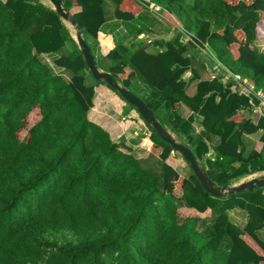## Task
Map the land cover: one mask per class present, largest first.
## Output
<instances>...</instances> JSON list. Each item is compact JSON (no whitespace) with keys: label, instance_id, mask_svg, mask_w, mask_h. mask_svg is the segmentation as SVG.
<instances>
[{"label":"trees","instance_id":"1","mask_svg":"<svg viewBox=\"0 0 264 264\" xmlns=\"http://www.w3.org/2000/svg\"><path fill=\"white\" fill-rule=\"evenodd\" d=\"M111 1L115 20L136 19L130 46L110 45L102 32L103 0H61L86 41H97L103 70L127 88L139 73L152 87L143 100L155 118L216 184L264 171V113L252 111L257 99L232 79L199 78L188 50L207 46L215 62L264 90V48L254 42L264 43V0H147L159 11L140 0ZM161 26L178 32L147 50L138 35ZM88 74L70 29L49 4L0 0V264H264L257 233L264 228V186L213 196L134 106L103 80L91 76L87 83ZM96 106L104 115L93 112ZM196 114L201 134H193ZM206 135L219 142L210 146ZM136 146L159 159V172L134 154ZM235 207L247 214L242 228L229 218Z\"/></svg>","mask_w":264,"mask_h":264},{"label":"water","instance_id":"2","mask_svg":"<svg viewBox=\"0 0 264 264\" xmlns=\"http://www.w3.org/2000/svg\"><path fill=\"white\" fill-rule=\"evenodd\" d=\"M49 5L55 10L58 16L73 29L74 40L78 45L80 54L87 66L91 76L95 80H103L107 85L115 89L119 95L126 100L129 104L134 106L139 112L141 117L151 125L152 130L170 147L179 151L186 164L190 167L191 171L200 182L204 190L216 197H223L224 195H231L239 193L244 190L251 191L258 187L264 186V171L257 176H254L247 180H241L238 183L220 186L209 176L205 167L201 165L191 148L184 142L178 141L156 118L154 112L147 106L145 101L135 94L132 90L126 86L121 85L114 77L100 69L97 66L94 54L83 36V33L77 24L76 20L69 14V12L62 5L61 0H48ZM143 37L139 38L142 42ZM158 48H155V52H158Z\"/></svg>","mask_w":264,"mask_h":264},{"label":"rangeland","instance_id":"3","mask_svg":"<svg viewBox=\"0 0 264 264\" xmlns=\"http://www.w3.org/2000/svg\"><path fill=\"white\" fill-rule=\"evenodd\" d=\"M42 1L49 4L48 0H42ZM103 7H104V12H105V17H106V23L104 25H102L101 29H102V32L104 34H106V35H108V33L110 34V37H109L110 38V45L112 42L114 44H116L117 42H120L124 46H130V44L136 40L135 37H136V34L138 33L137 28H136V19L129 21V22H125V21L119 22V21L115 20L114 15H113L114 3L111 0H103ZM146 12H147V10L143 11L141 13V16L144 17ZM66 25L68 26L67 23H66ZM68 28L70 29L72 37L74 38L73 29L70 26H68ZM162 28H163V26H161V28L158 32L154 31V33L148 32V33H142L141 35H139V37L142 36L144 38L143 46H145L147 48V50H149V51L152 50L153 46L158 44L156 41L169 40V38L174 37L176 35V33L178 32V29L176 27L174 29H170L169 31L168 30L166 31L165 29L162 31ZM186 39L187 38L185 37L184 42H186ZM87 41L89 43V46H91L92 53L95 55L97 66L102 70L105 69V66L107 65V60L102 58L99 55V51L97 48V41L93 40L90 37H87ZM254 42H255V45L258 46V49L261 50L264 48V43L261 42L260 40H255ZM70 46H73V45L69 43L68 47L70 48ZM188 50H189V52L193 53L192 56H193L194 66H196L200 69H202L201 67L206 68V70L202 69L203 72L205 71L206 73L208 72V70H207L208 67L210 70H212V67L216 62H215V60H213V58L210 54L211 50L207 46L198 47L195 45L194 46L189 45ZM51 59H52V57H51ZM43 60H46V57H43ZM66 74L68 75V72H66ZM86 82L87 83L92 82V78L89 74L86 75ZM128 88L130 90H132L135 94L140 96L142 99H145V100L148 99V96H149L148 92L152 90V87H150L149 85L144 83V81L142 80L139 73H136L135 76L131 79V83H130ZM105 108L107 110L103 111V112H105L106 116H108L110 118V114H112L111 110L109 111L107 107H105ZM125 108L128 109L129 107L125 106ZM247 111L248 110H244L240 114H242V115L248 114ZM199 132L196 131V129H194L193 134H200ZM260 134H261L260 132H257L256 134H250L249 140L255 142V140L258 139ZM156 160H157L158 165H159V159L156 158ZM157 162L155 161L153 163L151 161L149 163L150 169H152L154 172L160 171V165H159V170H158ZM142 164L144 166H146L145 162H142ZM258 174H261V172L246 175V176L240 178L238 181L234 182L233 184L238 183L241 180L250 179L254 176H257ZM217 213H218V210L216 209L213 213L212 219H214L216 217ZM207 221L208 220H203L202 224L203 223L207 224L206 223ZM202 226H204V225H202ZM262 237H263L262 240L264 241V236H262ZM227 244L229 245V240L226 238L222 241V247H225Z\"/></svg>","mask_w":264,"mask_h":264},{"label":"crops","instance_id":"4","mask_svg":"<svg viewBox=\"0 0 264 264\" xmlns=\"http://www.w3.org/2000/svg\"><path fill=\"white\" fill-rule=\"evenodd\" d=\"M138 37H139V35H138ZM192 68L198 72L199 78H203V79L208 78L209 79L212 76V73H211V70L209 69V67L207 68V70H208L207 73L205 71L203 72L202 69L206 70V68L201 67L202 69H200V68L194 66L193 61H192ZM191 77H192V73L186 72V74H185L186 80H189ZM198 81H199V79H195L189 83L188 88H187V91L189 93H192L194 91L195 85ZM149 92H148V94H149ZM99 111H100V109L98 108V106H96V108L93 109V112L96 115H104V114L100 113ZM242 111H244V110H241L239 113H241ZM200 121H201V115L196 114L194 122H193V130L196 129V131H198V132L202 131ZM200 134H201V132H200ZM204 138L207 140V142L210 146H214L219 142L218 137L215 135H208V136L206 135ZM133 152L139 158H144L145 160H148L149 162L152 161L153 163L155 161L157 162L156 158L153 155H150L147 151H145L142 148H138L136 146L134 148ZM157 165H158V162H157ZM176 169L182 175H188L189 174V168L187 165H178ZM255 173H257V172H255ZM255 173H253V174H255ZM258 173H260V172H258ZM261 173H262V171H261ZM227 212H228L230 220L234 224H236L237 226H239L241 228L245 225V223L247 221V214H246L245 210L235 207L233 209L228 210ZM257 233L260 234L261 237L264 236V228L262 230H259Z\"/></svg>","mask_w":264,"mask_h":264},{"label":"built area","instance_id":"5","mask_svg":"<svg viewBox=\"0 0 264 264\" xmlns=\"http://www.w3.org/2000/svg\"><path fill=\"white\" fill-rule=\"evenodd\" d=\"M141 3L148 7L149 10L159 11L160 7L153 4L150 5L147 0H140ZM212 77L232 79L237 82L239 87H243L247 89L256 99L257 105L253 107V112L260 111L264 113V90L255 88L252 84L248 83L245 78L240 76L239 74L231 72L225 65L216 61V63L212 67Z\"/></svg>","mask_w":264,"mask_h":264},{"label":"clouds","instance_id":"6","mask_svg":"<svg viewBox=\"0 0 264 264\" xmlns=\"http://www.w3.org/2000/svg\"><path fill=\"white\" fill-rule=\"evenodd\" d=\"M145 7H146V6H145ZM147 8H148V7H147ZM148 9H149V8H148ZM139 35H140V34H139ZM140 37H142V36H140ZM140 37H139V38H140ZM138 40H139V39H138ZM142 42H143V41H142ZM94 56H95V55H94ZM211 73H212V70H211ZM212 78H214V77L211 76V78H209V79H212ZM219 79L224 80V81H228V80H230V78H229V79L219 78ZM247 113H248V114H245V115H249V114H250L249 111H247ZM189 168H190V167H189ZM260 172H261V171H260Z\"/></svg>","mask_w":264,"mask_h":264}]
</instances>
